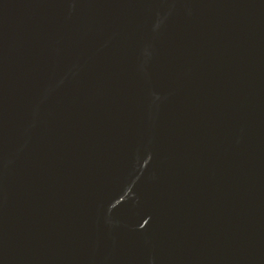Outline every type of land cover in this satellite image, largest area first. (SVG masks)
Returning a JSON list of instances; mask_svg holds the SVG:
<instances>
[{
  "label": "water",
  "instance_id": "95a60500",
  "mask_svg": "<svg viewBox=\"0 0 264 264\" xmlns=\"http://www.w3.org/2000/svg\"><path fill=\"white\" fill-rule=\"evenodd\" d=\"M0 264H264V0H0Z\"/></svg>",
  "mask_w": 264,
  "mask_h": 264
}]
</instances>
